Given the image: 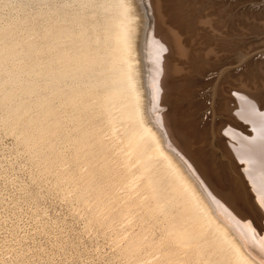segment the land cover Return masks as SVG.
<instances>
[{"label":"rangeland","instance_id":"obj_1","mask_svg":"<svg viewBox=\"0 0 264 264\" xmlns=\"http://www.w3.org/2000/svg\"><path fill=\"white\" fill-rule=\"evenodd\" d=\"M128 1L145 94L146 0H0V264H249L143 131L120 25ZM165 3L196 55L165 113L178 114L209 180L264 232L221 132L230 85L258 88L264 103V0Z\"/></svg>","mask_w":264,"mask_h":264},{"label":"bare ground","instance_id":"obj_2","mask_svg":"<svg viewBox=\"0 0 264 264\" xmlns=\"http://www.w3.org/2000/svg\"><path fill=\"white\" fill-rule=\"evenodd\" d=\"M170 1L172 2L173 0H146V4L148 5V7L147 5L146 7L148 8L149 16L151 17L149 25L146 24L148 25V33H147L148 35L147 38L145 37L147 39L146 40L147 44L145 43L146 49H144L146 50L145 55L147 60V68H146L147 70L144 78L147 90L145 89L144 91H147L146 92L147 94L145 92H144L145 94H143L142 93L143 88L142 89L140 88L141 87L140 85L142 83L140 81H142L143 79L141 80V77H139L140 72L138 71L139 69H137L138 67H136L139 60L138 57L139 54L137 55L138 60L136 59V57H134L136 51L135 50L136 48L134 47L135 45L134 37L136 36V32H137L136 28L138 27L135 26L133 22L135 19L134 18L135 12L133 11L135 8L133 10L131 9V3L133 2L130 3L128 1L127 3L128 11L126 17L127 20L124 21L122 24H120L123 29L122 32H124L125 42L128 48L132 52V55L130 57V59L132 60V67H133L132 78H133V85L136 89L138 96V104H135L136 101L134 102L135 105H138L137 116H139L138 118L140 119L141 125L144 128V130L143 129L142 130L145 131V134L148 135L147 137H149L156 144V146L160 149L161 153L163 154V157L164 156L166 157L168 162L175 167V169L178 171L180 176L188 183V185L192 189V192L196 196L197 201L203 206V210L205 211L208 220L216 227L215 229H217L220 232V234H222L221 236L225 238L222 239V241L227 240V242L229 243L228 245H230L231 248L247 263L263 264L262 258L264 257V232L258 230L255 222L250 217V212L248 214L246 211L245 212L242 211L240 207L237 206L238 203L235 201L236 197L234 195H231L233 194L232 192L231 194L230 193L225 194L224 192L218 189L217 186L218 184L216 185L215 183L209 180L208 178L209 175L207 174V172L209 171L204 166L201 165V162L199 163L197 161L201 158L196 159L198 157L195 158L193 154L194 152H192V150L194 149L192 148V146L195 147L196 144L192 145L191 142L193 141L190 140L191 135L189 136L186 133V131L181 130L182 128L180 129L179 125L176 122V120L178 119L177 116L178 114L175 111L174 113L177 115L173 114L172 116L168 114V112L171 113L169 111L170 109L165 113V110L169 108V107L166 108L167 107L166 104L170 103L172 97L173 98L176 97L180 89H182L181 87L183 86V83L181 81L182 79L181 74L186 70V66H185L186 59L196 58V55H194L193 52L190 50L192 45L191 41H189L186 38L187 36H185L186 33L190 31V29L186 28L185 26H182L181 24H179L180 25L179 26L178 24H176L174 19H172L171 16L173 14L172 13L173 8H171L170 6L171 4H169V6L167 7L165 3V2L170 3ZM134 3L132 4L133 6ZM131 10L134 13L131 12ZM137 18L136 20H138ZM202 22L208 24L207 26H209V24L211 25V27L216 26L214 25L212 20H210L209 17L205 18ZM139 29H137L138 32ZM117 44L119 43L117 42ZM137 44L138 42L136 43V47L138 48L139 46H137ZM207 54L210 57L216 56L215 51L213 49L208 51ZM135 60H137L136 65H135ZM140 64L138 65L139 66L143 65ZM123 66H121L122 67L121 70L125 68ZM128 74L126 73V75ZM121 77L123 76L121 75L120 77H118V80ZM126 80L128 82V77ZM121 82L119 81L118 85ZM124 85L125 84H123V86ZM252 88H250L247 84L241 85L239 87H233L230 85V87L227 88V90L231 93L230 94L231 96L228 97V99L230 100H228L227 103L224 105L225 111L228 114L227 117L228 120L225 119V121L222 123L223 127H221L222 129L221 132H223L224 134L226 144L228 146V150L231 153L232 157L236 159L238 162H241L243 164V168L241 166L243 175L244 177L247 178V181L249 182L251 187L250 189H252L253 194H255V199L257 204L261 207V210L264 212V103L263 100L260 99L259 96L260 91H258V88L256 89H252ZM144 95H146V98H144ZM128 99H130V97ZM126 100L125 102H127ZM145 100L147 101V105H145L146 104ZM132 102L131 104L133 105ZM146 106H147V110H146ZM137 116L135 117V119H137ZM149 117L150 119H152L153 123H150L151 120L149 119ZM143 140L145 141V139ZM146 150L149 149L147 148ZM147 157H149V155ZM151 163L150 165H152ZM209 174L211 173L209 172ZM183 186L184 185L182 184V187ZM156 188H154L153 193H155ZM173 193L175 192L173 191ZM205 223L207 224V222ZM222 241L220 240V242ZM231 248H229L230 251L232 250Z\"/></svg>","mask_w":264,"mask_h":264}]
</instances>
